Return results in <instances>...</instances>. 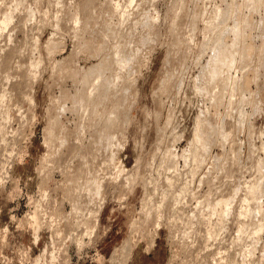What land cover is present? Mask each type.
I'll return each instance as SVG.
<instances>
[{"label":"rangeland","instance_id":"374dc122","mask_svg":"<svg viewBox=\"0 0 264 264\" xmlns=\"http://www.w3.org/2000/svg\"><path fill=\"white\" fill-rule=\"evenodd\" d=\"M0 264H264V0H0Z\"/></svg>","mask_w":264,"mask_h":264},{"label":"bare ground","instance_id":"6f19581e","mask_svg":"<svg viewBox=\"0 0 264 264\" xmlns=\"http://www.w3.org/2000/svg\"><path fill=\"white\" fill-rule=\"evenodd\" d=\"M105 64H106V62H105ZM105 64H104V65H105ZM108 65H109V64H108V62H107V65H106V66H108ZM101 68H102V67H101ZM91 73H92V72H91ZM99 73H101V72H99ZM99 73H98V74H99ZM95 74H96V73L93 72L92 75H95ZM98 74H97V75H98ZM97 75H95V76H97ZM117 75H118V74H117ZM86 76H87V75H86ZM83 77H84V76H83ZM91 77H92V76H91ZM91 77H90V78H91ZM93 77H94V76H93ZM97 78H98V77H97ZM103 78H104V77H103ZM110 78H111V77H109V80H108V78H105V79L108 80V82L106 83V80H105L104 82H105L106 84L104 83L103 85H101V87L99 86L100 88H102V89H100V91L103 90V93L100 92L101 94L97 91V94L99 93L101 99H102V98H103V99H105V98L108 99V98H109V97H108V96H109V92H111L110 90H112V89H110V88L112 87L111 85H113L112 82L110 81ZM114 78H115V77H114ZM87 79H88V78H87ZM87 79H86V82H87ZM82 80H83V79H82ZM88 80H89V79H88ZM92 80H93V79H92ZM92 80H91V81H92ZM96 80H97V79H96ZM99 80H100V79H99ZM112 80H113V79H112ZM91 81H90L89 84H91ZM113 81H114V80H113ZM92 82H93V81H92ZM101 82H102V81H101ZM83 84H84V83H83ZM98 84H99V83H98ZM98 84H97V85H98ZM100 84H101V83H100ZM85 85H86V84H85ZM93 85H94V84H93ZM90 86H91V85H89V87H90ZM95 86H96V83H95ZM85 87H86V86H85ZM91 87H92V86H91ZM93 87H94V86H93ZM93 87H92V88H93ZM96 88H97V87H96ZM90 89H91V88H90ZM93 89H94V88H93ZM94 90H95V89H94ZM86 91H89V90H86ZM80 92H81V91H80ZM92 92H93V90H92ZM82 93H84V92H82ZM86 93H87V92H86ZM88 93H89V92H88ZM90 93H91V92H90ZM90 93H89V95H92V93H91V94H90ZM76 95H77V94H76ZM80 95H81V94H80ZM95 95H96V94H95ZM78 96H79V95H78ZM96 96H97V95H96ZM89 97H90V96H89ZM89 97H88L86 94H83V97H80L81 102H82V101H84V102H87V101H88V103H89V101H90L89 99H92L91 102L93 101L92 103H93L95 106L99 105V103H100V105H101L102 101L100 102L99 99H97L94 95H93V97H95L98 101H97L95 98H91V97L89 98ZM111 97H112V96H111ZM111 97H110V99H111ZM107 99H106V100H107ZM110 99H109V100H110ZM77 100H78V99H77ZM106 100H105V101H106ZM84 102H83V103H84ZM77 103H78V102H77ZM79 104H80V103H79ZM81 104H82V103H81ZM84 104H85V103H84ZM103 104H104V103H103ZM89 105H90V107H91L92 104H89ZM94 105H93V106H94ZM83 106H84V105H83ZM85 106H86V105H85ZM87 106H88V105H87ZM103 106H104V105H103ZM92 108H93V107H92ZM97 108H98V106L96 107V109H97ZM101 108H102V107H101ZM103 108H104V107H103ZM86 109H89V108H86ZM90 109H91V108H90ZM93 109L96 110L95 108H93ZM99 110H100V109H99ZM102 111H103V110H102ZM115 111H116V110H115ZM117 111H118V109H117ZM96 112H97V111H96ZM93 113H95V112H93ZM117 113H119V112H117ZM89 114H90V113H89ZM91 114H92V112H91ZM95 117H96V116H95ZM108 117H109V116H108ZM118 117H119V115H118ZM118 117H115V118L117 119ZM91 118H92V117H91ZM112 118H113V117H112ZM92 120H93V119H92ZM106 120H107V119H106ZM111 121H112V120H111ZM113 121H114V120H113ZM105 122H106V121H105ZM108 123H109V122H108ZM91 124H92V123H91ZM110 124H111V122H110ZM115 124H116V123H115ZM116 125H117V124H116ZM116 125H115V127H116ZM98 126H99V125H98ZM102 126H103V125H102ZM96 127H97V126H96ZM105 127H106V126H105ZM108 127H109V126H108ZM99 128H101V126H100ZM106 129H107V128H106ZM103 132H104V131H103ZM100 133H101V132H100ZM104 133H105V132H104ZM98 134H99V133H98ZM98 134H97V135H98ZM105 134H106V133H105ZM110 134H111V133H110ZM110 134H109V135H110ZM101 135H102V134H101ZM103 135H104V134H103ZM112 135H113V134H112ZM106 136H107V135H106ZM110 136H111V135H110ZM113 136H115V135H113ZM102 137H103V136H102ZM93 138H94V137H93ZM97 138H98V137H97ZM98 139H99V138H98ZM109 139H111V137H109ZM109 139H107V140H109ZM103 140H104V139H103ZM107 140H106V142H107ZM93 142H94V141H93ZM97 143H98V142H97ZM110 143H111V142H110ZM110 143H109V145H110ZM98 144L100 145V143H98ZM97 146H98V145H97ZM104 146H105V145H104ZM95 147H96V146H95ZM100 147H101V145H100ZM102 147H103V146H102ZM105 147H106V146H105ZM85 164H86V162H85ZM87 166H88V165H87ZM87 166H86V168H87ZM83 167H84V166H83ZM88 167H89V166H88ZM83 169H84V168H83ZM89 169H90V168H89ZM85 170H86V169H85ZM88 173H89V172H88ZM92 175H93V174H92ZM94 175H95V174H94ZM88 177H90V175H89ZM97 179H98V178H97ZM84 181H85V180H84ZM84 181H83V182H84ZM89 181H90V179H89ZM93 181H94V180H93ZM93 181H91V182H93ZM86 182H87V181H86ZM97 182H98V181H97ZM79 183H80V182H79ZM81 183H82V182H81ZM88 183H89V182H88ZM99 183H100V182H99ZM83 184H84V183H83ZM92 184H93V183H92ZM79 185H82V184H79ZM93 185H94V184H93ZM97 186H98V185H97ZM79 187H80V186H79ZM92 187H93V186H92ZM83 188H85V187H83ZM93 188H94V187H93ZM76 189H77V188H76ZM81 190H82V189H81ZM78 191H79V189H78ZM94 191H95V188H94ZM94 191H93V192H94ZM99 193H100V191H99ZM94 194H95V193H94ZM221 197H222V196H221ZM221 197H220V198H221ZM225 197H226V196H225ZM228 198H231V197H228ZM228 198H227V199H228ZM218 200H220L218 203H217V201H216V202L214 201L216 204H218V207H219V204H220V206H221V202L226 201V200L223 199V198H221V199L218 198ZM229 201H230V200H229ZM215 203H214V205H216ZM224 203H225V202H224ZM209 205H210V203H209ZM211 205H212V204H211ZM222 205H223V203H222ZM100 207H101V206H100ZM214 207H217V205L214 206ZM226 207H228V206L226 205ZM220 208H221V207H220ZM223 208H224V207H223ZM98 210H99V209H98ZM211 232H212V231H211ZM213 233H214V232H213ZM211 235H212V234H211ZM209 237H210V236H209ZM121 248H122V246H121ZM124 252H125V251H124ZM114 254H115V253H114ZM127 254H128V253H127ZM127 254H125V255H127ZM122 255H123V251H122Z\"/></svg>","mask_w":264,"mask_h":264}]
</instances>
